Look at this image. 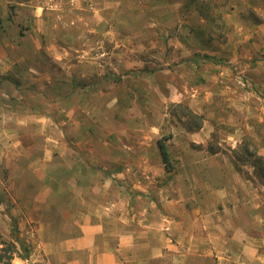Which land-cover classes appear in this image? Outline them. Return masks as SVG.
I'll list each match as a JSON object with an SVG mask.
<instances>
[{
	"label": "rangeland",
	"instance_id": "1",
	"mask_svg": "<svg viewBox=\"0 0 264 264\" xmlns=\"http://www.w3.org/2000/svg\"><path fill=\"white\" fill-rule=\"evenodd\" d=\"M186 1L0 0V235L17 253L16 240L30 253L44 221L60 222L67 190L82 207L88 191L75 197V183L99 185L106 205L111 179L127 201L117 212L141 228L143 146L168 134L174 169L187 145L203 156L212 145L264 207V184L241 161L247 145L264 157V0H206L220 17L211 24ZM6 17L16 32L3 30ZM19 57L35 78L18 81ZM197 122L201 142L185 144L182 129Z\"/></svg>",
	"mask_w": 264,
	"mask_h": 264
},
{
	"label": "crops",
	"instance_id": "2",
	"mask_svg": "<svg viewBox=\"0 0 264 264\" xmlns=\"http://www.w3.org/2000/svg\"><path fill=\"white\" fill-rule=\"evenodd\" d=\"M41 12L34 7L31 29L40 30L45 24ZM7 18L3 30L14 32L18 26ZM5 48L0 55L3 62ZM14 61L21 75L18 81L35 78L21 72L26 58ZM199 135L182 129L181 141L198 144ZM150 149L143 146V219L139 220L143 228L133 229V219L117 212L126 208L127 201L111 179L106 189L116 199L112 195L106 205L100 202L99 185L84 189L75 183V197L88 191L82 195V207L68 201L71 190H67L60 222L44 221L33 251L27 258L13 256L10 264H264V207L254 192L246 190L251 183L247 184L232 160L219 152L203 156L187 145L175 169L168 171L157 143ZM88 159L85 164L98 163L93 156ZM109 159L115 161L113 152ZM112 176L126 179L121 172ZM78 177L88 181L96 176Z\"/></svg>",
	"mask_w": 264,
	"mask_h": 264
},
{
	"label": "trees",
	"instance_id": "3",
	"mask_svg": "<svg viewBox=\"0 0 264 264\" xmlns=\"http://www.w3.org/2000/svg\"><path fill=\"white\" fill-rule=\"evenodd\" d=\"M193 4V9L195 10V13L198 15V17L205 19L207 22H209L210 24L212 22H214L216 19H219L220 17L216 14L215 8H217V5H215L214 3H209L207 5L206 0H187L186 2H184L183 6H189ZM198 35L200 34L199 31ZM188 117H196V119L200 118V115L197 114H192L190 113ZM201 121V120H200ZM201 126L200 122H197L195 127H188L187 130L188 131H194L199 129V127ZM259 129V128H257ZM258 133V130H255ZM170 134H168L167 136H161L160 138L157 139V146L159 148L161 157L163 159L165 168L168 171H172L173 169V165L170 162V152L168 150V145L166 143V140L169 139ZM252 140V139H250ZM247 143L249 144V140L247 141ZM246 145V144H245ZM253 150L248 151V145L242 148V154L244 157H247L248 160H241L242 158L239 157V160L237 159L236 163L239 162L240 160L242 161V163H250V165L253 167L254 170V174L255 176L259 179V181L264 184V157L261 154H257L256 152V147L252 148ZM208 152L210 153H216L218 152V150L213 147L212 145H209L207 147ZM236 167V165H235ZM238 167V166H237ZM236 167V168H237ZM239 169V168H237ZM16 242L20 245L21 249H22V254H19L16 252V245L13 242H6L5 240H3L1 238L0 235V262L9 263V259H11L14 255V253H17L18 256L22 257V258H27L28 257V253H29V248L28 245L25 244L22 241L16 240Z\"/></svg>",
	"mask_w": 264,
	"mask_h": 264
}]
</instances>
